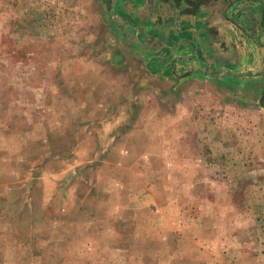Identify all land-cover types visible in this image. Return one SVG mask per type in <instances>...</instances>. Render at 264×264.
I'll use <instances>...</instances> for the list:
<instances>
[{"label":"rangeland","instance_id":"obj_1","mask_svg":"<svg viewBox=\"0 0 264 264\" xmlns=\"http://www.w3.org/2000/svg\"><path fill=\"white\" fill-rule=\"evenodd\" d=\"M227 1L0 0V264H264V0Z\"/></svg>","mask_w":264,"mask_h":264},{"label":"crops","instance_id":"obj_2","mask_svg":"<svg viewBox=\"0 0 264 264\" xmlns=\"http://www.w3.org/2000/svg\"><path fill=\"white\" fill-rule=\"evenodd\" d=\"M218 1H223V3H224V1L225 0H218ZM248 0H228L227 2H229V3H227L228 5L227 6H225L224 7V9H223V13L224 14H232V13H235V12H237V10H238V8L240 7V6H246V3L245 2H247ZM206 6L205 5H203V6H201V10L202 9H204ZM208 25V24H207ZM197 26V25H196ZM225 26H227V25H225ZM262 28H264V23H263V26H262ZM204 42V41H203ZM181 44H184L183 42H181ZM262 52H264V48H263V50H262ZM261 52V55L263 54ZM231 56H233V54L231 53H229V56H228V58H229V60H230V57ZM190 59H192V58H190ZM233 59H234V57H233ZM220 61H222V60H220ZM231 61V60H230ZM230 61H228V62H225V63H227L226 64V66H227V71L226 72H224L223 74L224 75H233V73L232 72H236V68L238 67V64L235 62V60H234V62H230ZM210 64H213L214 66H216L217 64H218V62H217V60L215 59L214 61H213V63H210L209 61H208V65H210ZM262 67L264 68V63L262 64ZM203 68V67H202ZM262 77H264V69H263V72H262V76H261V78ZM244 250H245V247H244ZM259 264V263H258Z\"/></svg>","mask_w":264,"mask_h":264},{"label":"trees","instance_id":"obj_3","mask_svg":"<svg viewBox=\"0 0 264 264\" xmlns=\"http://www.w3.org/2000/svg\"><path fill=\"white\" fill-rule=\"evenodd\" d=\"M176 2H179V0H176ZM201 3H203V2L201 1Z\"/></svg>","mask_w":264,"mask_h":264}]
</instances>
